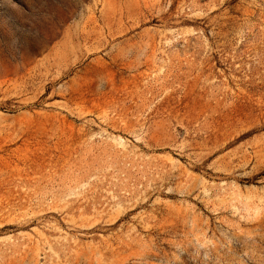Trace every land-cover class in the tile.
Instances as JSON below:
<instances>
[{
    "label": "rangeland",
    "instance_id": "1",
    "mask_svg": "<svg viewBox=\"0 0 264 264\" xmlns=\"http://www.w3.org/2000/svg\"><path fill=\"white\" fill-rule=\"evenodd\" d=\"M0 264H264V0H0Z\"/></svg>",
    "mask_w": 264,
    "mask_h": 264
}]
</instances>
